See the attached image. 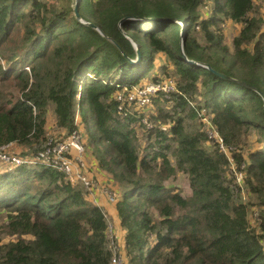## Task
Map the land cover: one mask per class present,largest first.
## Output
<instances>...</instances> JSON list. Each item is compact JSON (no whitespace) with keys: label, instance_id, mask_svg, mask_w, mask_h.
<instances>
[{"label":"trees","instance_id":"1","mask_svg":"<svg viewBox=\"0 0 264 264\" xmlns=\"http://www.w3.org/2000/svg\"><path fill=\"white\" fill-rule=\"evenodd\" d=\"M76 1L0 0V152L37 154L53 139L52 114L115 185L124 264H264L260 0H79L80 18ZM228 20L242 24L232 49ZM160 54L178 91L153 97L149 126L118 96L149 76L163 81L151 75ZM201 113L225 150L208 142ZM252 136L258 147L247 150ZM179 172L189 195L167 185ZM87 194L57 168L3 171L0 215L18 239L0 243V264H112L109 216Z\"/></svg>","mask_w":264,"mask_h":264},{"label":"built area","instance_id":"2","mask_svg":"<svg viewBox=\"0 0 264 264\" xmlns=\"http://www.w3.org/2000/svg\"><path fill=\"white\" fill-rule=\"evenodd\" d=\"M180 24H183V26L185 25L184 21H180ZM173 81L164 80L159 82H148L143 85L133 86L131 89L125 88L118 96V100L120 102L119 108L123 110L127 106L128 109L135 106V109L140 116L141 110L149 107L152 103L153 97L157 94L161 92L168 94L178 91L175 81L174 83ZM130 111L131 113H135L133 110ZM142 115L144 116V122L147 124V118L144 113H142ZM219 138L220 139L218 141L221 143V147L225 150L220 135ZM54 140L55 139L49 140L42 150H40L37 154L26 157V159L16 155H11L7 152V149L6 151L0 152V159L11 165L36 164L60 169L68 176L72 183H82L88 193L92 195L95 192L96 183L89 175L88 170H84L83 168L85 163L83 159V146L80 134L78 132H74L70 134L66 140H59L58 142L57 140ZM71 148H75L77 151V155L75 157L71 155ZM105 193L109 201L116 203L119 194L115 189L107 188ZM108 236L109 247L114 255L112 264H124L121 254L122 252L120 253L121 246L117 241L114 227L110 222L108 227ZM110 238H112V241Z\"/></svg>","mask_w":264,"mask_h":264},{"label":"rangeland","instance_id":"3","mask_svg":"<svg viewBox=\"0 0 264 264\" xmlns=\"http://www.w3.org/2000/svg\"><path fill=\"white\" fill-rule=\"evenodd\" d=\"M257 6L260 7L263 6L262 8V12L264 11V0L263 1H257L256 2ZM256 6V8H257ZM207 6H205V10H207ZM258 9V8H257ZM259 12V11H258ZM253 12L251 15H256L258 16V14H260V12ZM185 23V22H184ZM181 26H183V24H181ZM241 27H242V24L240 23H237V22H233V21H230L228 20L224 25H223V34H224V43H226L231 49H232V42H233V39L239 35L240 31H241ZM263 29H264V24H263ZM182 32V31H181ZM163 57L160 55H158L155 59V63H154V67L152 69V73L151 75L154 73H156L157 75H161V76H158V77H163L164 80H167V81H170V80H174L173 78V69H170L169 70V74H165L163 73V70L161 69V63ZM158 72V73H157ZM156 75V76H157ZM150 77V76H149ZM147 77L146 79H144L142 81V83H148V78ZM163 80V81H164ZM144 83V84H145ZM174 83V81H173ZM175 84H176V81H175ZM177 87V86H176ZM158 96V95H156ZM155 96V97H156ZM154 97V98H155ZM197 101V100H196ZM196 101H191L190 104L191 106H196ZM171 103V102H170ZM134 106V105H133ZM128 107V106H127ZM130 110H133L135 112L136 109H135V106L134 107H131ZM156 111V105L154 104V100H152V103L149 107L145 108V109H142L141 112L144 113L145 117L147 118V122L149 124V126H151L150 122H149V116H151L154 112ZM204 114L201 113L199 114V117H198V120H197V124L198 125H201V129L204 130L207 134H208V142L211 143V142H214V141H218L220 138H219V135L217 134V132L213 129V127L211 126L210 122H209V118L210 116L207 115V116H203ZM53 126V123H51L50 125H47V131L49 133V136L53 139H55L54 141L57 140V142L59 140H66L68 138V136H65V135H59V133L52 127ZM138 131L140 133V137H142V134H143V131L144 129L143 128H138ZM144 143V141H143ZM247 146H246V149L247 150H250V149H255L256 147H258V143L256 142V137L255 136H252L250 137V139L247 141ZM82 146H83V159H84V170H88L89 171V168H91V165H89V157H92L90 156L89 152L86 150V148L84 147L83 143H82ZM11 148L13 147H10L7 149V152H9L11 155L15 154L16 156L18 157H21V158H25L28 157L26 156L25 154L27 153V151H25L24 149H22L21 147H15L13 150H11ZM143 152V151H142ZM71 155L73 157H75L77 155V151L75 148H71ZM89 156V157H88ZM10 164L1 160L0 159V174L3 172V171H6L7 169L10 168ZM95 174V173H94ZM242 174L241 172H238L236 173L237 175V181L238 183H240L242 186H243V182H242ZM99 176H102L99 174ZM98 175H91L93 181L96 183V188H95V192L96 190H99V191H103L105 192V190L107 188H112L111 186H115L114 184L113 185H106L104 184V180H101L99 178ZM107 184H110V183H107ZM167 185L170 186V187H173V188H176L178 191H180L183 195H189L191 193V189H190V185H189V179H188V175L185 174V173H182V172H179L175 178L167 181ZM244 194H246L247 196V193L246 191L244 192ZM91 194H87L88 198L90 197ZM246 200V199H244ZM110 220V219H109ZM5 216L4 215H0V243H9V242H12V241H15L18 239V236L17 235H14V234H11L8 229L6 228V224H5ZM110 223L113 225L114 227V224L112 223V221L110 220ZM114 230H115V227H114ZM114 238V237H113ZM117 238V236H116ZM111 241H112V238H110ZM115 240V239H114ZM116 241V240H115ZM117 241H118V238H117ZM119 242V241H118ZM122 249V247H121ZM122 252H123V249H122ZM121 253V251H120ZM122 254V253H121ZM122 258H123V261H124V254H122ZM115 264V263H114Z\"/></svg>","mask_w":264,"mask_h":264},{"label":"crops","instance_id":"4","mask_svg":"<svg viewBox=\"0 0 264 264\" xmlns=\"http://www.w3.org/2000/svg\"><path fill=\"white\" fill-rule=\"evenodd\" d=\"M55 120H56L55 116L50 114L49 118H48V125H50L51 123L54 124ZM88 161H89V165H91V168H89V171H88L89 175L91 176V175L96 174L99 176V174H100L102 176H99V178L100 179L102 178L101 180H104L103 183L106 185H110L107 183H111L112 180L109 178V176L104 171H101L100 169L97 168L94 158L89 157ZM89 199L93 203L100 206L107 213V215L109 216V219L114 224L115 235L117 236L119 244L123 249V252L121 249V252L123 254L124 253V241H125L126 232H125V230L122 229V227L120 225V218L118 216V212H117L116 205H115L116 203H112L111 201H109L106 193L103 191H99V190H96V192H94L92 195H90Z\"/></svg>","mask_w":264,"mask_h":264},{"label":"water","instance_id":"5","mask_svg":"<svg viewBox=\"0 0 264 264\" xmlns=\"http://www.w3.org/2000/svg\"><path fill=\"white\" fill-rule=\"evenodd\" d=\"M78 3H79V0L76 1L75 12H76L77 17L80 18V14H79V12H78V8H77ZM92 26H93V27H96L94 24H92ZM183 33H184V29H182L181 35H183ZM135 45H136V44H135ZM136 48H137V50H138L137 45H136ZM137 53H138V55H137V59H135V60H131V62H133V63H137V62L139 61V59H140V52H139V50L137 51ZM187 60H188L190 63H195V64H198V65H202V66H204V67H206V68H210V69H211V66H210L209 64H200V63H197V62H195V61H193V60H189V59H187ZM221 75H223V74H221ZM223 76H224V75H223Z\"/></svg>","mask_w":264,"mask_h":264}]
</instances>
